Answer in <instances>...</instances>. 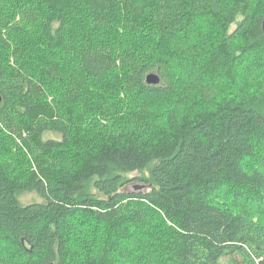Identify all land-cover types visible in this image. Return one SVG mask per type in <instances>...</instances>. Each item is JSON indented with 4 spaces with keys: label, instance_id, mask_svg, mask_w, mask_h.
Here are the masks:
<instances>
[{
    "label": "trees",
    "instance_id": "1",
    "mask_svg": "<svg viewBox=\"0 0 264 264\" xmlns=\"http://www.w3.org/2000/svg\"><path fill=\"white\" fill-rule=\"evenodd\" d=\"M263 21L264 0H0V264H128L147 206L169 264H264ZM120 69L134 124L97 136Z\"/></svg>",
    "mask_w": 264,
    "mask_h": 264
},
{
    "label": "rangeland",
    "instance_id": "2",
    "mask_svg": "<svg viewBox=\"0 0 264 264\" xmlns=\"http://www.w3.org/2000/svg\"><path fill=\"white\" fill-rule=\"evenodd\" d=\"M241 17L238 18L237 22H235L231 26V31L234 30V28L237 26L239 20ZM198 26L203 33L213 41V38L216 39V37L219 35L217 33L220 30V24L219 19L213 18V17H203L202 20L199 22ZM150 44L152 42L148 40ZM159 47V46H158ZM128 48L132 49V47L129 45V43L124 42L122 44V49L119 51H116V56H121L123 51H126ZM164 50V49H163ZM167 48L165 47V51ZM185 67L181 62L177 59L173 60V65L170 71V75L172 74V77H177L178 75H182V78H187V72L185 71ZM120 73L113 76L107 81L106 85L102 87L103 93L110 98L109 102V109L110 112L107 114V116H110L109 118L106 116L105 119H98V121L92 125L89 126V132L95 133L97 136H103L108 135L110 133H113L115 130H118L120 127H118V124L122 122H128L131 124H134L131 121H127V118L119 117V113L122 110L123 107L128 105L121 104V101L128 102L130 97L125 93V90H127V84L123 82V74L124 70L120 69ZM114 72H117L114 71ZM178 91V90H177ZM177 94H179L177 92ZM152 101V102H151ZM165 101V97H162L160 94L157 95H150L147 94V96L139 95L137 99L138 105H148L149 103L153 105V113H157L162 111V107ZM119 111V112H118ZM118 112V113H116ZM94 113V112H92ZM116 113V114H115ZM153 113H151L150 121L154 124L156 127L158 122H155V120L160 121V116L156 118L158 115H155L153 117ZM135 128V127H131ZM47 136L49 137H58L59 134L55 133H49ZM151 166V165H150ZM150 168H147L143 171H135L132 173H128L127 177L132 178L135 176H150ZM139 184L137 183H131L124 187L123 189L131 192H136L138 190ZM38 198V194L36 193H28L25 194L22 197V200L24 203L31 202L34 199ZM145 211L147 213V224L143 225L141 228H137L134 230L133 235L131 238L126 239L123 242L124 246V253L127 257L128 264H140V261L143 257H150L151 259L155 260V264H169L165 258V255L163 254V232H161L160 228L163 227L164 223L163 221L158 217L160 214L153 208V207H146ZM95 233L98 234V232L95 230ZM224 261H229L228 259H225Z\"/></svg>",
    "mask_w": 264,
    "mask_h": 264
},
{
    "label": "water",
    "instance_id": "3",
    "mask_svg": "<svg viewBox=\"0 0 264 264\" xmlns=\"http://www.w3.org/2000/svg\"><path fill=\"white\" fill-rule=\"evenodd\" d=\"M262 28H263V32H264V21L262 23ZM146 82L148 84L157 85L161 82V76L155 72H150L146 76ZM2 100H3V95L0 92V103L2 102ZM147 188H148L147 186L139 185L138 190L136 192L146 191ZM24 242H25V240L23 239V243ZM42 264H57V263L55 261H48V262H44Z\"/></svg>",
    "mask_w": 264,
    "mask_h": 264
}]
</instances>
